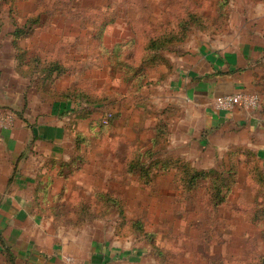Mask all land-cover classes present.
I'll return each instance as SVG.
<instances>
[{
    "label": "rangeland",
    "instance_id": "rangeland-1",
    "mask_svg": "<svg viewBox=\"0 0 264 264\" xmlns=\"http://www.w3.org/2000/svg\"><path fill=\"white\" fill-rule=\"evenodd\" d=\"M219 1L0 0V95H9L0 110L24 117L32 108L45 117L54 99L71 98L58 119L61 149L47 144L27 156L30 177L17 181L15 168L9 183L0 161V234L14 246L17 264H91L106 243L120 254L144 248L138 258L106 264H264V152L245 145L220 150L214 145L220 137L200 144L206 135L191 132L192 107L168 86L185 51L189 57L204 48L262 54L264 0H229L223 7ZM191 12L204 22H190L187 40L137 75L150 37L182 29ZM21 28L28 34L15 36ZM52 62L64 73L48 76ZM254 87L262 103L264 80ZM161 131L165 141L155 146L151 140ZM139 151L144 161L157 152L153 158L180 157L230 177L225 201L215 204L210 179L216 175L187 190L176 168L158 165L145 183L127 170ZM6 247L0 241V264H15Z\"/></svg>",
    "mask_w": 264,
    "mask_h": 264
},
{
    "label": "crops",
    "instance_id": "crops-1",
    "mask_svg": "<svg viewBox=\"0 0 264 264\" xmlns=\"http://www.w3.org/2000/svg\"><path fill=\"white\" fill-rule=\"evenodd\" d=\"M15 32L14 35L16 34ZM13 44L16 49L19 48L18 43L13 42ZM261 50L262 54L255 59L252 51L246 49L228 50L219 53L215 50L204 48L201 50V55L189 57V50L185 51L187 53H183L185 56L183 54L178 55V58H180V60H176L178 64L174 67L171 74L167 75L168 86L185 101L187 106L192 107L191 121L193 123H191V132L197 133L198 137L202 134L206 135L200 144L206 145L209 141L216 140L215 137L217 139L220 137L219 142L214 144L220 150H227L230 146L245 145L257 150L259 154L264 152V99L262 103L260 102V106L255 109L237 106L232 111H224L217 109L215 106V100L218 96L238 91L253 93L255 90L254 86L258 83V80H264V63H262L264 60V48ZM24 76H28V74L25 73ZM15 93H19L18 89ZM4 95L9 97L7 92L2 96ZM2 96L0 95V104L3 100ZM25 97L26 95L22 94L21 103L26 108L25 111H27L28 106ZM70 100L71 98L68 102H65L64 98L54 99L50 106L46 107L49 116L46 115L45 117L42 114L40 116L38 114L34 115L32 108L24 117L18 116V113L14 110H8L10 112L8 114L0 110L1 113L10 114L11 116V125L0 128V161H5L3 167L5 168L6 174L4 178L6 181L9 180V183L12 181L11 177L15 168L21 169L20 173L14 175L17 181L30 177L26 176L30 175V171L25 168L28 163L25 158L29 155L31 157L37 154V149H41V147L43 148L46 145L48 150L49 146L47 144L51 145L52 150L61 149L60 145L64 137V129L61 124H58V119L64 116L63 107L68 103L70 104ZM163 100L169 99L163 98ZM13 101L15 100L13 99ZM172 101L171 99L169 105L175 106L176 102ZM18 102L17 100L16 103ZM29 106L32 107L31 105ZM209 137L212 140H208ZM49 153L47 151V155ZM38 154H42V150ZM62 163L67 164L64 161ZM161 170H169V168H161ZM19 174L24 177L19 176ZM135 174L141 179L139 173ZM150 175L152 174L150 173ZM28 181H31V179H28ZM2 195H4V189L0 190V196ZM2 206L5 207L7 205L2 204ZM23 211L21 209V212ZM0 237L2 238L0 241L6 244L13 255L11 262L15 261V264H17L19 257L13 251L15 250L14 246L8 245L7 239L5 240L1 234ZM32 245V242H29L27 247L31 249ZM93 248V251L97 249L95 246L91 249ZM108 249L109 245L106 243L104 248H101L98 252L96 251L92 255L91 264H106L111 260L120 258V256L122 258L132 256L129 259H135V257L138 258L139 255L144 253V248L125 250L122 254L117 249ZM29 251V249L24 250L27 254ZM114 251L116 253L111 256ZM102 252H107V256L105 257ZM19 253L17 252V254ZM26 262L32 264L30 260Z\"/></svg>",
    "mask_w": 264,
    "mask_h": 264
},
{
    "label": "trees",
    "instance_id": "trees-1",
    "mask_svg": "<svg viewBox=\"0 0 264 264\" xmlns=\"http://www.w3.org/2000/svg\"><path fill=\"white\" fill-rule=\"evenodd\" d=\"M229 0H220L219 5L223 7L228 3ZM190 22L203 23L204 20L202 16L196 15L193 12L190 13L189 21L185 20L181 24L182 29L176 30L174 32L170 33H163L160 35H153L150 37L149 41L147 42V45L145 47L146 55L144 58V61L141 63L139 67L136 68L135 73L137 75L143 74L146 67L154 66L156 64H159L160 62L166 61L165 56L162 54V51L168 49L170 46H177L187 40L188 34L190 32L188 24ZM28 30V29H27ZM26 28L16 29L15 35L25 34ZM189 31V32H188ZM21 51V50H20ZM19 60L24 62L25 59V51H21L20 54H18ZM50 65L46 68V71L48 73V76H51L54 72H57L59 74L64 73L65 68L62 66L59 62H52L49 63ZM65 96V95H64ZM62 95V97H64ZM61 98V97H60ZM58 103V102H57ZM163 134V131H161L157 137L151 140V142L154 143V145H159L164 140L162 138H159L160 135ZM150 158H152L150 161H144L142 152L139 151L136 156L129 161L128 163V172L129 173H139L140 178L144 179L145 183H148L151 181V170L154 167H157L158 165L161 166V168L168 169L170 167L176 168L178 170V179L180 182H182L183 186L186 185L187 190H190L195 185L199 184L200 181L210 179L213 175H216L217 177L210 179L211 181V190L213 191V197L216 206L222 204L226 199V194H223V189L227 188L228 192L230 190V185L232 184V180L230 177H225L221 173H218L216 169H197L195 168L188 160H185L184 158L180 157H174V156H161L157 155L155 157L156 153L153 154V152H149ZM259 157H261L259 155ZM262 158V157H261ZM152 161V162H151ZM148 162V163H147ZM210 188V187H209ZM101 197H104L103 194H101ZM115 204L117 205V201L115 200ZM130 226H133L135 230L140 232V230H143V223L140 221H133L129 223ZM0 239H2L0 237ZM6 251H8L11 256L13 257L11 251H9V248L6 247ZM12 260V259H11Z\"/></svg>",
    "mask_w": 264,
    "mask_h": 264
},
{
    "label": "built area",
    "instance_id": "built-area-1",
    "mask_svg": "<svg viewBox=\"0 0 264 264\" xmlns=\"http://www.w3.org/2000/svg\"><path fill=\"white\" fill-rule=\"evenodd\" d=\"M215 106L219 110L232 111L237 106L247 109H255L260 106V96L257 93L238 91L231 94L218 96ZM11 116L0 112V128L9 127Z\"/></svg>",
    "mask_w": 264,
    "mask_h": 264
}]
</instances>
